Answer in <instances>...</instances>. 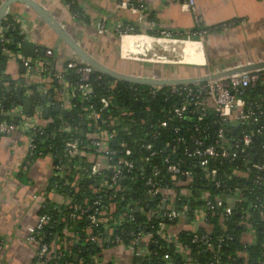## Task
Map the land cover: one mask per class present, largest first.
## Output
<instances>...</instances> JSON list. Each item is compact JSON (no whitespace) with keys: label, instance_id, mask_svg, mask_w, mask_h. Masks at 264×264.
<instances>
[{"label":"built area","instance_id":"1","mask_svg":"<svg viewBox=\"0 0 264 264\" xmlns=\"http://www.w3.org/2000/svg\"><path fill=\"white\" fill-rule=\"evenodd\" d=\"M125 0L116 5L117 10L124 11L130 15L128 20L107 21L105 16L97 17L91 20V26L97 29L98 33L104 34L114 32L121 40L136 39L147 37L149 39L174 40L171 33L163 30H158L152 23L146 21V0ZM1 4V2H0ZM63 7L71 13V0H65ZM195 8V0H184L179 4V9L184 13H191ZM8 17L4 16L3 20ZM147 24V36L136 34L134 25ZM196 25H200V21L195 20ZM109 24V25H108ZM229 24L224 26L226 29ZM8 28H0V45L1 52L6 54L4 45L5 32ZM204 30L194 31L191 35L181 37L183 40L203 41ZM120 56L125 58L131 55L128 50L120 49ZM43 56L46 61L31 63L25 59L21 60L22 65L27 69L41 68L42 77L48 84L36 86V90L25 89V98H30L35 92L39 96L51 92V105L55 103L59 106V111H72L73 106L71 100L78 95L82 101H88L93 97V87L90 83L91 76L95 75L97 79H101L102 75L95 73L94 70L80 61L71 52L68 55L60 57L55 50L45 48ZM71 73L77 77L78 82L75 86L66 79ZM217 73H207L205 75H215ZM204 75V76H205ZM203 76V75H202ZM197 77H201L200 75ZM150 78H153L150 76ZM177 78V77H168ZM167 77L159 79H168ZM260 81L264 83V69L253 72L234 74L229 76H220L202 83H197L190 86H151V95H156L159 92L166 90L170 95H183L185 100L178 106L170 110V117L182 119L187 114L195 112L197 121L201 122L207 113H212L216 118L215 127H217L216 141L214 144L201 147V143L197 142V146L191 151H185V156L188 159L196 160V167L200 171L201 177L208 184H212L215 188H220L218 182L215 181L216 170L211 167V161L233 160L236 159L237 153L234 149L238 146L228 147L220 146V142L225 143L224 129L227 123L235 125L255 126L259 124V116L256 115L251 106L244 99V91L247 88H253ZM109 85V89H113L114 85ZM138 92V91H137ZM101 106L95 107L92 104L80 109L78 114L79 120L88 124L90 132L86 133L83 130L85 141L78 139L76 136L80 133L81 128L72 126L70 123L62 122L57 132L66 136L64 140V159H55L51 154L39 153L38 158L47 155L52 160L50 168V177H63L71 174V181L67 184L72 188L73 193H79V183L82 180L89 182L88 189L94 196L92 203L88 199H84L81 203L76 204L70 198L56 192L55 187L48 189V183L44 186L37 195L39 200L38 213L36 223L26 238V241L35 245L36 259L40 264L48 262H57L65 254L70 255L71 249L77 245L80 235L74 233L70 228L64 227L62 237L58 236L54 241L45 243L41 238L47 229H52V219L45 213H39L41 209L46 207V203H53L54 206H65L71 212L67 213V218L71 222H78L86 219L88 224L80 229L83 233V243L93 245L98 249L95 257L91 258L93 264H149V261L155 252H151L148 247L156 245L157 239H160L165 245L172 246L173 252L181 258L182 264H198L195 260L191 248L179 238L181 233H188L191 237V243H198L202 246V253L209 256V264H233L224 263L221 260V242L210 241L208 233L201 234V231H209L208 212L221 218L220 228L225 230L223 222L228 219L232 213L230 205H223L222 200H211L207 193L201 192L199 196L191 194V189L188 188L191 182V172L188 169L180 168L178 163H173L169 159H165L167 164L165 173L167 180H157L161 171L159 168L152 166L150 169L151 176L143 179L144 186L148 188L145 194V200L141 203L138 200L123 202V197L127 195V190L121 185V182L126 173L132 171L134 175L131 179L138 177V149L132 151L122 142L113 148V142L116 138L115 127L119 125L120 118H126L132 115L131 111L118 109L114 106L112 96L108 95L100 99ZM46 105L48 109L50 106ZM32 108V107H31ZM108 108L115 109V113H104ZM38 107H33L31 115L23 113L20 105L10 108L6 113L2 114L10 118V122H0V136H10L13 134L22 133L26 137L27 148L29 153L34 151L35 145L32 143L30 134L38 129H42L49 125V118L44 117ZM75 115V112L72 111ZM75 120V118H74ZM79 123V122H78ZM161 127H165L166 123L162 122ZM262 128H256L250 133L243 136V147H247L250 143L251 136L261 134ZM156 133H154L155 137ZM144 150L148 153L144 161L156 157L159 152L152 150L150 145H145ZM243 153V150H242ZM250 168L261 172L264 167L260 164H250ZM141 170L139 171V173ZM238 172H234L236 174ZM242 177H245L244 175ZM50 178V179H51ZM260 178H257L259 181ZM175 188L176 189L175 191ZM179 190V191H178ZM118 195V197H117ZM179 196L185 200L193 199L201 202L194 210L188 211V205H184L175 210L176 198ZM118 198V199H117ZM160 198V203L154 205L147 212H143V206ZM231 198L234 203L240 201L238 193H234ZM103 199V200H101ZM105 200V203L102 202ZM219 208L220 212H215ZM140 213L145 218L143 226H136L133 231L121 228L122 224H133L135 222V213ZM65 218L62 214L61 220ZM249 216L243 223L245 230L249 231L254 241L252 227L249 222ZM152 220H158L157 230L152 232L147 229V224ZM172 222L166 224L165 222ZM52 225V226H51ZM98 227L102 233L96 231ZM129 231V232H128ZM157 238V239H156ZM244 241V240H243ZM248 243V242H247ZM160 264H181L178 260L170 258L168 255H163ZM71 264V263H69ZM75 264H84L78 260Z\"/></svg>","mask_w":264,"mask_h":264},{"label":"trees","instance_id":"2","mask_svg":"<svg viewBox=\"0 0 264 264\" xmlns=\"http://www.w3.org/2000/svg\"><path fill=\"white\" fill-rule=\"evenodd\" d=\"M133 2H136L134 0ZM71 13L75 15L77 21L84 24H90L89 18L83 13V10L76 4L71 5ZM2 28H8L5 32L4 39L6 41L4 48L6 54L1 52L3 46L0 45V122H10V118L4 116L2 113L7 112L11 105L16 104L15 91L7 92L9 87H13L12 81H7V76L4 75V67L7 60V53L18 50L20 43L23 41V36L19 33L18 26L11 17L2 20ZM200 25L195 31H200ZM136 34L139 33L137 25H134ZM184 36V35H183ZM43 57V56H41ZM66 79L75 86L78 79L73 74L69 73ZM115 81H105L102 76L97 79L95 75L91 76L90 83L93 87V97L88 101H82L78 95L71 100L73 106L72 111L75 112V120H79L78 114L81 108L92 104L95 107L101 106L100 99L110 95L112 96L114 106L118 109L128 110L132 115L126 118L119 119V125L115 127L116 138L112 147L115 148L118 143L122 142L126 147L132 151L138 149V177L131 179L134 173L130 171L124 175L121 185L126 188L127 195L123 197V202L138 200L141 203L145 200V194L148 190L144 186L143 179L151 176L150 169L155 166L160 169L161 174L157 180L165 182L167 180L165 167V159L171 160L173 163H178L180 168L188 169L191 172V182L188 188L191 189V194L199 196L201 192L207 193L211 200H222L223 205H229L228 196H233L238 193L240 201L235 202L231 207L232 213L228 219L223 222L225 230L220 228L221 218L212 215L208 212V226L209 231H201V234L208 233L210 241L221 242V260L224 263L233 264H264V170L257 172L250 168V164H260L264 167V84L260 81L253 88H247L244 91V99L246 103L252 107L256 115L259 116L260 122L255 126L244 125L239 126L234 123H227L224 129L225 143L220 142V146H238L234 149L237 153L236 159L233 160H216L211 161V167L216 170L215 181L219 183L220 188H215L212 184H208L201 177L200 171L196 167L195 159H188L185 156V151H191L197 146V142L201 143V147H206L214 144L216 141L217 127H215L216 118L212 113H207L201 122L197 121V114L192 112L187 114L182 119H175L170 117V110L178 106L186 98L183 95H170L163 90L156 95H151V86H141L129 83L118 82L115 83L113 89H109V85ZM36 90V86L30 85L26 89ZM138 91V92H137ZM49 103L42 102L40 98L32 103V108L27 115H31L33 107H38L40 110L44 109ZM46 117L51 120L49 125L42 129L36 130L29 136L32 143L35 145L34 151L28 154V158L36 159L39 153L51 154L55 159H64V140L66 136L57 132L62 122L70 123L84 132H90L88 124L80 127L79 124H74V119L64 117L61 111H55L54 105L49 104ZM104 113H115V109L108 108ZM162 122L166 123L165 127H161ZM258 128H262L261 134L251 136L250 143L247 147H243V136L246 133ZM154 133H156L154 137ZM78 139L85 141L84 136L80 133L76 136ZM145 145H150L152 150H157L159 154L156 157L144 161L148 153L144 150ZM243 150V153H242ZM41 157V155H40ZM27 158V159H28ZM28 159V160H30ZM141 172L139 173V171ZM234 172H238L234 174ZM245 177H242V176ZM260 178L257 181V178ZM67 181H71V174L63 177L51 178L48 182V189L55 187L59 194L65 195L71 199L73 203L79 204L84 199H88L91 204L94 196L90 193L88 186L89 182L82 180L79 183V193H73L72 188L69 187ZM178 188H175V191ZM179 191V190H178ZM177 192V191H176ZM118 197V195H117ZM194 197V196H193ZM185 200L179 196L176 198L175 210L179 211L182 206L188 205V211L197 208L201 202L193 199ZM118 199V198H117ZM103 200V199H101ZM105 203V200L102 204ZM160 203V198L143 206V212H147L154 205ZM71 210L65 206H54L53 203H46V207L41 209L39 213H45L52 219V229H47L46 233L41 237L45 243H50L56 237H62L64 227L70 228L74 233H79L80 239L76 246L71 249V254H65L57 262H48L47 264H75L78 260L83 261L84 264H93L92 259L98 253V249L93 245L83 243L84 236L80 229L87 226L86 219L78 222H71L68 220L67 213ZM215 212H220L219 208ZM62 214L65 215L63 221ZM249 216V222L252 227L254 236L253 242H244L240 236L245 230L243 223L246 216ZM145 218L138 212L135 213V222L133 224H122L121 228L133 231L136 226H143ZM158 220H152L147 224V229L152 232L157 230ZM169 224L172 222H165ZM96 231H101L96 227ZM128 231V232H129ZM179 238L191 248L192 254L198 264H209V256L202 253V246L198 243H191V237L188 233H181ZM157 239V238H156ZM151 252H155L149 261V264H160L163 255H168L170 258L178 260L181 263V258L173 252L172 246L165 245L160 239H157L156 245L148 247ZM182 264V263H181Z\"/></svg>","mask_w":264,"mask_h":264},{"label":"crops","instance_id":"3","mask_svg":"<svg viewBox=\"0 0 264 264\" xmlns=\"http://www.w3.org/2000/svg\"><path fill=\"white\" fill-rule=\"evenodd\" d=\"M33 1L55 17L92 56L124 74L193 78L264 62V0H195L191 13L180 11L179 4L184 0H146L147 23L171 33L175 39L142 37L148 31V25L143 23L138 25L142 38L123 41L112 31L99 35L91 24L77 21L64 9L65 0ZM123 1L71 0V5L80 7L89 23L100 16H105L109 24L114 20L133 21L130 15L117 10L116 5ZM7 14L18 26L23 40L34 43L36 53L51 48L62 57L70 52L24 5H10ZM195 20L204 28L203 41L183 40L181 37L196 30ZM120 49L128 50L131 55L121 57ZM6 56L4 75L14 83V91L20 87L25 98L26 87L42 85L41 68L27 70L18 56L31 63L46 61L44 56L25 57L19 49ZM43 84H48L44 78ZM46 96L50 97L51 92ZM29 152L22 133L0 136V264H40L35 257V245L26 238L36 223L37 195L51 178L52 160L47 155L30 159Z\"/></svg>","mask_w":264,"mask_h":264},{"label":"water","instance_id":"4","mask_svg":"<svg viewBox=\"0 0 264 264\" xmlns=\"http://www.w3.org/2000/svg\"><path fill=\"white\" fill-rule=\"evenodd\" d=\"M18 3L24 5L28 9H30L54 34L55 36L68 48V50L77 57L80 61H82L87 66L91 67L95 73L101 74L105 81H115L116 83H129L134 85L141 86H190L197 83H202L207 80H211L220 76H229L234 74L253 72L257 70L264 69V62L255 63L251 65H244L241 67H237L235 69L225 71L223 73H218L215 75H203L201 77H193V78H168V79H159V78H150V77H139L138 75H129L124 74L113 69H110L103 62L99 61L97 58L92 56L82 45L76 40L73 36H71L64 28L63 25L58 22V20L53 17L46 9L40 6L33 0H3L0 4V28L2 26V20L7 13L10 5ZM19 51L25 57L34 58L36 54L39 56H43L44 51L38 50L36 53V47L34 43L23 40L19 47ZM8 80V79H7ZM9 81V80H8ZM23 82V81H22ZM13 88L9 87L7 92H12ZM16 95V104H20L22 106V110L24 114H28L31 110L32 103L40 98L42 102H51V98H47L45 95L39 96L37 92H35L30 98H24L22 95V89L19 87L15 89ZM15 105L12 104L11 108ZM54 110L59 111V106L57 103L54 104ZM48 109H44V117H46ZM64 117L69 119H74L75 115L72 111H65ZM74 124H79L80 127H84L86 125L85 122H77L74 120ZM80 135H83V130H80ZM229 198V205L233 207L234 199L230 196H226Z\"/></svg>","mask_w":264,"mask_h":264},{"label":"rangeland","instance_id":"5","mask_svg":"<svg viewBox=\"0 0 264 264\" xmlns=\"http://www.w3.org/2000/svg\"><path fill=\"white\" fill-rule=\"evenodd\" d=\"M98 34L101 35V33H98ZM240 238L241 240H244V242H249L252 240V235L249 231H246V232L243 231Z\"/></svg>","mask_w":264,"mask_h":264}]
</instances>
